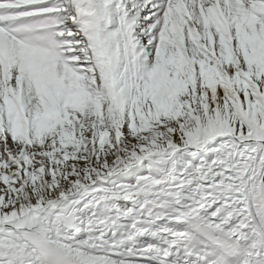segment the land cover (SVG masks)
<instances>
[{
	"label": "snow or ice",
	"instance_id": "6c2138e0",
	"mask_svg": "<svg viewBox=\"0 0 264 264\" xmlns=\"http://www.w3.org/2000/svg\"><path fill=\"white\" fill-rule=\"evenodd\" d=\"M0 264H264V0H0Z\"/></svg>",
	"mask_w": 264,
	"mask_h": 264
}]
</instances>
